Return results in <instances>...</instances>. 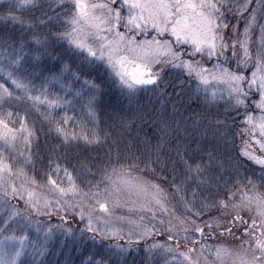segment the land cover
<instances>
[{
    "label": "snow or ice",
    "instance_id": "obj_1",
    "mask_svg": "<svg viewBox=\"0 0 264 264\" xmlns=\"http://www.w3.org/2000/svg\"><path fill=\"white\" fill-rule=\"evenodd\" d=\"M0 7V20L22 30L0 36V264H37L57 234L80 250L89 242L103 249L86 251L81 264H127L141 241H150L145 252L163 255L164 264H209V256L211 264H264V192L223 151L235 115L242 131L264 137V0H56L59 11L42 0H5ZM170 74L177 76L172 87L190 100L223 108L213 141L208 129L191 135L198 121H161L153 144L146 132L131 134L136 120L116 106L103 122L98 109L106 88L131 102L140 92L164 91ZM13 102L61 111L79 104L91 128L69 130L66 114L46 115L56 143L38 180L29 175L36 170L35 133ZM80 147L106 149L95 171L73 163L72 150ZM243 154L260 166L264 188V157ZM69 167L85 173L80 183ZM34 187L53 195L35 199ZM162 234V243L152 239ZM225 237L238 246L209 244Z\"/></svg>",
    "mask_w": 264,
    "mask_h": 264
},
{
    "label": "rangeland",
    "instance_id": "obj_2",
    "mask_svg": "<svg viewBox=\"0 0 264 264\" xmlns=\"http://www.w3.org/2000/svg\"><path fill=\"white\" fill-rule=\"evenodd\" d=\"M5 0H0V4H3ZM43 6L45 9H47L49 4H52L55 8L56 0H42ZM56 11H59V8H55ZM5 9L3 7H0V13L4 12ZM27 13V12H25ZM24 13V14H25ZM53 14V13H49ZM1 23H4V21L0 20ZM237 20L233 19L231 20V24H236ZM230 24V28H231ZM243 29V20L241 19L238 25V30L242 31ZM230 30V29H229ZM2 35V31L0 32V36ZM253 39L255 40V35L253 36ZM254 51L253 49H251ZM181 79L183 77H180ZM166 83L162 86L165 93L172 94L170 95V99H167V101H170L168 103H165L160 99L162 105H159V102L150 103L148 106L151 108H147L145 104L139 105L136 104V99L132 100L131 102L122 98L114 99V101L107 100L106 97V91L110 88L105 89L104 96L101 98V105L98 109V114L102 117L103 122H109V116H110V109L106 107L109 106L112 108V106H116L118 109V112L120 115H123L129 119H135L136 124L135 127L140 128V135L142 133H145L144 128H150L151 123L150 120L158 121V126H160L161 121H167L173 123L176 121L177 123H180L182 125H191L193 121H198L200 123V127L197 132L191 133V135H198L199 132L205 131V129H208L206 140L207 141H213L215 138L213 136V133L211 129L214 127V120L216 118V115L218 113H223V108H214V109H206L205 106L194 99L190 100L188 98L187 92H180L179 88L173 89L171 88L172 82L177 79L176 74H170L165 77ZM170 82V83H169ZM77 88L80 87L79 84L76 85ZM171 88V90H170ZM159 91V90H158ZM164 91H159V93H164ZM172 91V93H170ZM180 92V95L177 96L175 93ZM153 93L152 91L147 93L150 94ZM164 93V94H165ZM145 97H151L149 95ZM152 97L156 98V94ZM173 100V101H172ZM166 101V102H167ZM109 102V103H108ZM121 104V105H120ZM121 108H120V107ZM188 106H191V109L187 111ZM13 107L17 110H20L22 113L26 112V118L30 125V127L34 130V137H33V144H32V152H33V160L35 162V172L29 171V175H36L37 179H40V170L46 166L47 163V157L49 154V150L51 149L52 145L56 143V141L53 139L52 134L48 131V125L47 121L45 120V116L48 114L55 115L56 119H60L65 114L70 117V122L66 126L69 130H72L73 128H76L77 131H79V128L76 127L77 125H81L84 127L85 131L91 128V125L88 123L89 117L87 115V110L82 109L79 104L74 105L71 108H67L64 111H61L59 109H51L47 108L45 105L37 104L34 107L31 105L30 102H23L20 104H16L13 102ZM174 108L178 111H174ZM187 108V109H186ZM105 111V113H104ZM56 113H59V115H56ZM258 115V113H254ZM143 116V119L140 120L138 117ZM167 116V117H166ZM173 118L175 119L173 121ZM231 119V118H229ZM228 119V120H229ZM233 122L228 121V124L230 126L229 129V136H228V142L227 147L223 149V151L226 153L225 158L231 159L233 156V153L236 152L240 156V159L236 156L238 160H234L239 163L240 171L242 176H248L256 181L257 189L261 192H264V188L260 187L261 181L259 177L261 176V169L260 166L255 164L252 160L248 159L243 153L245 151L249 152L250 154H253L255 156L264 157V149L260 147V143H257V141H260L261 143H264V137H261L259 132H254L251 135L248 133L242 131L244 125L241 123V118L239 115H235V120H232ZM135 127L133 129H135ZM157 128L156 131L152 132L148 130V134L152 135L154 138L156 136V133L158 132L157 136H160V130ZM160 133V134H159ZM126 134V133H125ZM234 135V136H232ZM237 137V145H234V138ZM0 150H3L2 147H0ZM106 149L104 148H96V149H85L84 147H80L77 149L72 150L73 154V163H76V161H84L87 163L88 167H91L93 171H95V167L93 165L96 164L97 161L104 158V152ZM239 152V153H238ZM90 162V163H89ZM69 171L72 173L73 177L76 178L77 183H80L81 180L84 179L85 173L80 172V175L77 176V170H74L72 167H70ZM28 169L26 168V171ZM142 175L145 176L147 179H152V177L147 173L143 172ZM61 178L64 180L65 186H67V179L63 177V173H61ZM21 181L19 179L16 180V183L19 184ZM159 182V181H157ZM246 184V181H244ZM81 187H83V184H81ZM250 187V186H249ZM53 195L50 191L47 189H41L40 187H34V198L35 199H41L43 197L51 196ZM12 204L17 205L19 208H24V202L21 200H12ZM116 214H127L126 209L123 208H117L115 209ZM5 209L4 207L0 206V217L4 215ZM241 215L244 216L246 220H249V223H251V220L249 219V213L242 212ZM42 220H47V217L41 218ZM53 221L57 219V217H52ZM79 226L77 222H73V227ZM242 227L238 229V232L235 233L236 236H241ZM37 235L34 232V236ZM41 239H43L44 233L41 232L38 234ZM155 241L163 242L166 239V234H162L161 236H154L152 238ZM124 241H120L122 243ZM150 242V241H149ZM149 242L141 241V244H146ZM104 244L112 243V241H103ZM224 244L228 247H236L239 244L238 240L233 239L232 237H225L223 239H212L209 240V244ZM134 247V246H133ZM188 247H191L189 245ZM181 251H184V245L183 242H181ZM86 251H103V249H99V247L93 248L91 245V242H89L84 250H80L79 246L77 244L72 243L70 240H65L62 236L57 234L55 237L51 239L49 242L46 252L47 255L37 258V264H39V259H43L45 261V264H81V260H84L86 258L85 252ZM133 251H131L132 254ZM134 255V254H133ZM207 255V253L205 254ZM165 258L163 255L159 254H146L145 259L148 262V264H164V262L159 261L160 259ZM31 259V257H29ZM213 257L209 256V264H211V260ZM145 261V262H146Z\"/></svg>",
    "mask_w": 264,
    "mask_h": 264
},
{
    "label": "trees",
    "instance_id": "obj_3",
    "mask_svg": "<svg viewBox=\"0 0 264 264\" xmlns=\"http://www.w3.org/2000/svg\"><path fill=\"white\" fill-rule=\"evenodd\" d=\"M29 13H25L24 15L25 16H27ZM35 15H39V12L37 11L36 13H35ZM2 31V35L1 36H3V35H5V34H8V35H19L20 34V32L22 31L21 30V28H20V26L19 25H12L11 23H1L0 22V32ZM175 81L176 80H174L173 82H172V84H174L175 83ZM172 86V85H171ZM171 88H173V87H171ZM171 88H170V90H171ZM174 89V88H173ZM176 89V88H175ZM149 92H151V91H149ZM149 92H140L136 97H135V99H136V104H139V105H142V104H145L146 106H147V108H150L148 105L150 104V103H153L154 102V106H155V102L157 101V102H159V105H162V103L160 102L161 100L160 99H162V101H164V100H166L167 101V99H169V100H171L170 99V95H172V94H168V93H165V91H164V93L162 92V93H159V91H152L153 93H150V94H147V93H149ZM170 93H172V91L170 92ZM153 94L155 95L156 94V98H157V100H155V97H152L153 96ZM106 95H107V97H106V99L107 100H110V101H114V99L116 100V99H118V98H121V103H122V96H120L119 95V93H117L114 89H108L107 91H106ZM147 95H149V96H151V97H145V96H147ZM164 101L165 103H168V102H170V101ZM173 101V100H172ZM109 103V102H108ZM108 105V104H107ZM106 105V107L108 108V109H110V115H111V109L112 108H110L109 106H107ZM121 105V104H120ZM120 107V106H119ZM121 108V107H120ZM151 109V108H150ZM187 109V108H186ZM191 109V106L189 107L188 106V109H187V111H189ZM104 113H105V111H104ZM167 117V116H166ZM170 119L171 118H169V123H171L170 122ZM175 119L173 118V121H174ZM233 119H229L228 121H229V123L230 122H233L232 121ZM150 122L151 123H149V124H151V126H150V128H144V130L145 129H148V130H150V131H152V132H154V131H156L157 130V128H159V124H158V121H155V120H150ZM174 122H176V121H174ZM135 126H133V128H134ZM148 130H145V132L148 134ZM159 130V129H158ZM140 128L139 127H135V129H132L131 130V134L132 135H135L136 133H140ZM157 134H158V132L156 133V136H155V138L152 136V135H149L148 134V138L151 140V142L153 143V144H155L156 143V137H157ZM160 134V133H159ZM126 136L128 135V133H126L125 134ZM232 136H234V135H232ZM141 137H143V133H142V135H141ZM238 143H237V137H235L234 138V145H237ZM228 145V144H227ZM239 153V152H238ZM236 156L240 159V156H242V155H239V154H237L236 152H234L233 153V156H232V158L230 159V160H232V161H234V160H238L237 158H236ZM69 169H71L70 167H69ZM233 231L236 233V232H238V229L237 228H234L233 229ZM113 243V242H112ZM122 243H124V242H122ZM144 245L145 244H138V245H134V248H136V249H139V251H133L132 252V254H131V252L127 255V264H146V259H145V255L147 254L146 252H145V250H144ZM99 249H102V248H99ZM134 254V255H133ZM86 259V258H85ZM164 260H165V258H162V259H160L159 261H162V262H164Z\"/></svg>",
    "mask_w": 264,
    "mask_h": 264
}]
</instances>
